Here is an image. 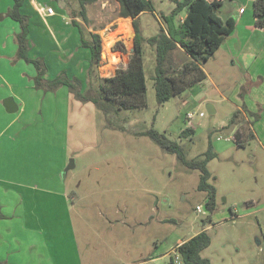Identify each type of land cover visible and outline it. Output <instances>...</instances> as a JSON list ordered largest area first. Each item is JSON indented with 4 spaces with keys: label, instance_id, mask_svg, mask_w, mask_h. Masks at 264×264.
Instances as JSON below:
<instances>
[{
    "label": "rangeland",
    "instance_id": "1",
    "mask_svg": "<svg viewBox=\"0 0 264 264\" xmlns=\"http://www.w3.org/2000/svg\"><path fill=\"white\" fill-rule=\"evenodd\" d=\"M51 2L60 13L55 10L49 25L40 19L31 23L32 55L45 58L49 79L68 63L69 76L80 79L84 90L90 51L79 44L80 33L71 16L79 4L65 0L62 7L58 0ZM245 2L227 0L221 6L222 18H234L236 26L204 63L205 79L159 104L153 78L155 55L147 45V106L108 115L93 102L75 97L65 85L44 91L36 88L33 79L31 87L17 88L11 80L21 82L23 66L28 64L16 54L11 57L9 46L2 49L9 40L5 44L0 38V66L2 76L7 75L6 80L0 79V131L11 118L18 120L0 136V176L15 173L32 186L25 188L28 214L23 216L30 230L15 234L23 239L14 255L21 264H125L145 259L157 249L164 252L205 226L212 240L202 256L212 264H264V49L259 54L263 37L258 33L248 39L238 22ZM154 3L161 21L162 12L175 7L174 0ZM246 8L252 18L253 3ZM119 10L117 0H98L87 6L88 22L78 19L87 32L101 36L100 76H111L118 67L127 66L134 50L135 29L129 17L119 16ZM157 17L151 12L141 15L144 35L158 32ZM5 18L0 19V32L8 34L12 28ZM126 20L131 35L125 31ZM56 24L71 29L72 52L62 47L59 60L54 54L60 48L57 28L61 27ZM183 58L179 51L174 55L178 63ZM14 90L24 107L9 113L4 101ZM208 104L215 113L209 112ZM244 104L258 119L255 137L245 132L247 138L239 145L230 140L235 124L231 120ZM190 112L194 116L188 120ZM239 114L241 121L236 123L240 121L237 127L242 129ZM189 124L195 132L180 138ZM151 128L178 140L188 159L200 158L212 143L217 153L208 164L210 182L217 188L213 213L206 207L207 192L198 189L200 170L188 168L177 154L144 134ZM199 205L203 212H198ZM177 254L175 247L166 260L153 264H173L172 256L174 264H184L175 261Z\"/></svg>",
    "mask_w": 264,
    "mask_h": 264
},
{
    "label": "trees",
    "instance_id": "2",
    "mask_svg": "<svg viewBox=\"0 0 264 264\" xmlns=\"http://www.w3.org/2000/svg\"><path fill=\"white\" fill-rule=\"evenodd\" d=\"M14 5L6 13L0 14V19L11 17L20 23V31L15 34L18 45L16 57L36 68L33 77L37 89L57 91L62 86H68L70 92L82 101H91L107 115L121 109H137L147 106V76L145 72V50L150 46L155 55L154 87L159 104L164 103L176 94L206 78L204 63L210 59L227 37L235 29L234 18L223 19L220 11L224 2L216 0H174L175 7L169 12H162V21L156 15L154 0H117L120 4L119 16L132 18L135 29L134 50L130 54L125 67H118L111 76H100L99 66L102 62V39L99 33L85 30L78 19L88 22L87 6L98 0H77L79 8H73L72 24L78 28L80 42L83 48L90 51L87 86L81 89V81L69 76L67 69H62L55 78L48 79L49 66L43 56H32L29 42L30 15L21 11L25 0H13ZM254 13L257 27L264 28V0H254ZM145 12H151L159 19L158 32L146 36L143 33L140 17ZM184 13V15H183ZM117 44L122 46V42ZM123 48V47H122ZM125 48H123L124 50ZM179 51L184 58L177 62L175 53ZM249 116H242V129L236 132V142L243 145L246 136L254 138L253 124L258 115L243 106ZM244 109V110H245ZM242 113V110H240ZM238 110L231 122L237 125L241 119ZM248 117V118H247ZM237 120H240L238 123ZM109 122V121H108ZM233 126V127H234ZM192 126H187L180 132L181 137L194 133ZM165 151L177 154L182 164L201 172L198 184L199 190L207 192L206 207L211 213L216 210L217 188L210 182L212 173L209 162L217 156L212 143L206 152L196 159H188L183 146L178 140H172L167 134L151 128L144 132ZM1 217V215H0ZM209 218L208 221L211 220ZM206 225V220L203 221ZM211 235L206 226L195 235L176 247L184 264H212L210 259L202 256V251L211 243ZM171 261L174 263L173 256ZM0 264H9L0 260Z\"/></svg>",
    "mask_w": 264,
    "mask_h": 264
},
{
    "label": "crops",
    "instance_id": "3",
    "mask_svg": "<svg viewBox=\"0 0 264 264\" xmlns=\"http://www.w3.org/2000/svg\"><path fill=\"white\" fill-rule=\"evenodd\" d=\"M58 1L60 2L62 7L65 6L64 5L65 0H58ZM248 2L249 3L252 2L254 4L253 0H247V2H245V4L243 6H247ZM13 5H14L13 0H0V13L7 11ZM45 5L46 6H52L53 8H55L57 13H60L59 12L60 10L52 4L51 0H25L24 5L21 7V11L23 13L30 15L29 42H30V46H31V51H30L31 55H32V44H31L32 26H31V23L33 21L40 19L41 21L46 23V25L47 24L49 25L48 20L50 18L56 16V11H55L54 15L47 16L44 18L39 13L38 7L39 6H45ZM1 6H4L3 9ZM247 11H248L247 8L244 12H240V9H239V16L240 17H239L238 22H242L241 25H242L244 31H246L249 34L248 39H251L255 35L258 37V33L261 37H263V41H262L263 46L260 47V50H259V54H261L263 49H264V28L263 27H257V25H256V17H255V13H254V7H253V17L252 18L247 17ZM62 13H64V12L62 11ZM4 20H5L4 22L8 23L6 25L8 27L12 28V30H9L10 33H8V34H7V32L5 34L0 32V38H2L4 40L5 44H6V41L9 40L8 45H5L1 48L5 50V47L9 46L10 56L12 57L17 53V49H18V45L15 41L14 36L21 29L20 23L18 21H15V20L12 21V18H9V17H6ZM130 21H131V24H133L132 18H130ZM66 23L69 24L70 21L66 19ZM123 24L124 25L127 24L128 28L132 29V27L129 23V20H128V22L126 20V22H124ZM56 26L61 27L59 24H56ZM126 28L127 27L125 26V31L129 35H131L132 33L129 32V30ZM57 29H58L57 32L59 33V36L57 35V38H58L60 48L59 49L56 48V50H55L56 53L54 55L56 56L57 60H59L60 49H62V47H64V49H66V50H67V48H69L68 51L70 53L72 52L70 50L71 49L70 39L68 37V34H71V29H68L65 27L64 28L61 27V28H57ZM50 31H53L51 26H50ZM12 37H13V40H12ZM10 40H12V41H10ZM225 42H226V40L224 41V43ZM79 44L81 45V42ZM69 52H68V54H70ZM32 56H34V55H32ZM23 61L21 60L20 63H22ZM60 61H62V60H60ZM71 61H73V59ZM70 63H72V62H70ZM70 63H69V65H70ZM27 64L30 65L29 63H27ZM66 64L64 65V63H63L61 65V69H67L66 66H68V63H66ZM28 65L23 66L24 69H22L23 70L22 75H20V78H21L20 81L21 82H16V81L11 80L17 88L18 87L21 88L20 85L31 87V83L33 82V77L35 76L36 71L33 68V66H34L33 64H32L33 66L32 65L28 66ZM77 65L81 66V63L80 64L77 63ZM70 66H75V65H70ZM2 68H3V66H0V79L3 77L6 80L7 75L2 76ZM5 68H8V66H5ZM49 70H48V73L46 74V77H48V75H49ZM27 77H28V80H26ZM48 79H49V77H48ZM207 79H208V77H207ZM13 92L14 93H12L13 94L12 97L14 98L15 102L18 105V107H19L18 111H19L20 108H22V106L24 107V105H22L23 101H20V103H19L18 100H19L20 96L17 94V92L15 90ZM0 100H1V96H0ZM21 100H22V98H21ZM208 105H211V104H208ZM244 106H246V104H244ZM4 108H5V106H4ZM244 109H243V107H240L239 111L242 110V116L243 115L247 116L246 109L245 110ZM247 109L249 110V108H247ZM214 110H215L214 111V113H215L216 109L214 108ZM9 113H11V112H9ZM17 121H18L17 117L11 118V120L0 131V136L6 134L8 132V130L16 124ZM242 123L243 122H241V124ZM256 124H257V121L254 123V130H253L254 137L256 135L255 134V132H256L255 130L257 127ZM238 130H240V129L237 127V125H235L233 127V129H231V135H230L231 138H232V135L235 134ZM231 138H230V140L236 141L235 139H233V138L231 139ZM11 185H14L15 187H13ZM26 186L32 187L27 183L26 180L17 178L15 176V173L12 177L11 176H8V177L0 176V215H1V217H0V260L7 261L9 264H21V262L19 260H17L14 255H16L18 252L17 247L22 246L23 239L21 238V236L19 237V236H16L15 234H17L18 232H22V233L28 232L30 230L29 229L30 223L26 219H24V217H23V216L28 214L27 209L24 205L25 195L27 194V191L25 189ZM33 188H35V187H33ZM192 236L193 235H191L190 237H192ZM190 237H187V238L181 240L180 242H177L174 245H171L164 252L158 251V249H157V250H155V253H152L153 251H151L149 257H147L145 259L143 257L142 259L134 261V262L126 261L125 264H141V263L144 264L145 262H147V264H153L159 260H166L169 253L175 247H177L179 244L183 243L185 240L189 239Z\"/></svg>",
    "mask_w": 264,
    "mask_h": 264
},
{
    "label": "built area",
    "instance_id": "4",
    "mask_svg": "<svg viewBox=\"0 0 264 264\" xmlns=\"http://www.w3.org/2000/svg\"><path fill=\"white\" fill-rule=\"evenodd\" d=\"M216 1H218V2H225V1H227V0H216ZM253 1H254V0H253ZM245 10H246V6H242V7L240 8V12H244ZM38 11H39V13H40L44 18L47 17V16H52V15L55 14V9H54L52 6H39V7H38ZM193 116H194V112H190V113L187 114L186 118H187L188 120H190L191 118H193ZM189 126H192V125L190 124ZM237 126H238V124H237ZM192 127H193V126H192ZM235 134H236V133H235ZM235 134L232 135V138L236 140V135H235ZM232 138H231V139H232ZM197 210H198V212H203V209H202V207H201L200 205L197 206ZM175 261L178 262V263H181V262H182V259H181V257H180L179 254H177V255L175 256ZM141 264H142V263H141ZM144 264H147V262H145Z\"/></svg>",
    "mask_w": 264,
    "mask_h": 264
},
{
    "label": "water",
    "instance_id": "5",
    "mask_svg": "<svg viewBox=\"0 0 264 264\" xmlns=\"http://www.w3.org/2000/svg\"><path fill=\"white\" fill-rule=\"evenodd\" d=\"M104 55V53H102ZM4 106L7 109L8 112H16L18 111L19 107L17 103L15 102L14 98L12 96L8 97L4 101ZM208 110L210 113H214V107L212 105H208ZM74 164H69L68 167H72Z\"/></svg>",
    "mask_w": 264,
    "mask_h": 264
},
{
    "label": "bare ground",
    "instance_id": "6",
    "mask_svg": "<svg viewBox=\"0 0 264 264\" xmlns=\"http://www.w3.org/2000/svg\"><path fill=\"white\" fill-rule=\"evenodd\" d=\"M128 22V21H127ZM128 24V23H127ZM129 30V32H132V29L131 28H127Z\"/></svg>",
    "mask_w": 264,
    "mask_h": 264
}]
</instances>
